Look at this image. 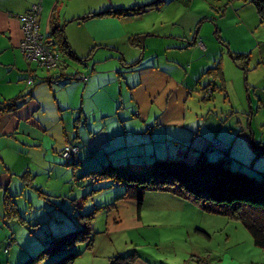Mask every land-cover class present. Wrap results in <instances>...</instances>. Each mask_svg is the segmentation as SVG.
Wrapping results in <instances>:
<instances>
[{"label":"rangeland","instance_id":"1","mask_svg":"<svg viewBox=\"0 0 264 264\" xmlns=\"http://www.w3.org/2000/svg\"><path fill=\"white\" fill-rule=\"evenodd\" d=\"M198 1L204 3L207 0ZM209 1V8L213 14L215 13L214 15L217 14L216 17L222 15L223 12L220 10L226 7L233 6L234 10L237 5L240 6V10L255 7L246 0ZM163 5L161 14H164L166 9L170 8L173 12L176 8L177 12L174 10V13L176 12L180 17L184 11L183 6H176L177 3H170L167 0ZM193 8L195 11L199 10L198 5ZM213 14L204 23L208 25L200 26V22L198 28L203 39L206 32L220 46L215 32V22L211 20ZM202 18L201 16L199 19ZM41 29L45 30L43 27ZM233 29L235 28L230 25L224 33L231 36V32H236L235 34L243 32L242 29ZM83 31L82 28L74 27V25L70 28L73 36ZM231 37L233 39V36ZM203 39L201 40L206 44ZM246 39L248 41L241 44L248 47L246 52L250 55L248 61L250 71L238 64L228 53V49L224 54L218 52V45H216L218 58L215 61L211 60V64L206 66L202 64L198 66L200 62L191 61L190 51H187L188 62L183 60L184 64L178 67L180 73L188 69L192 76L196 75L195 80L198 81L199 89H202V85H210L205 88L206 90H193L192 96L186 102L181 104L177 102L179 106L185 104L186 117L183 118L182 113L179 119L174 120V123L180 127H187L185 129L190 131L202 125L208 114L215 117L219 115L222 125L225 123L227 128L236 130L239 118L251 116L254 108L251 103V98L253 100L255 94L254 86L264 85V23L259 20L258 24L250 30V34L246 35ZM77 41L81 46L86 47L87 41L80 39ZM237 47H241L240 43L233 39L230 49L236 51L234 49ZM90 50L93 52V58L82 64L67 54H61V63L64 66V73L61 75V70H48L35 61L33 69L37 71L33 72L39 79L35 80L36 82L33 80L32 85L28 84V78L20 82L23 86L20 89H23L24 94L35 89L40 90L35 96L43 105L42 112L48 130L44 132V136L34 133V137H25L22 132H19L15 136L0 139V163H3L1 161L3 157L8 161L7 163L17 165L13 178L14 182L22 185L19 196L13 199L18 211L17 218L8 215L6 205L0 214V264H29L30 257L36 256L45 247L49 248L56 237L74 234L80 228L83 232H89L91 229L90 234L93 237L95 231L97 232L96 224L97 227L99 222L104 225L108 214L112 219V213H117L113 211L112 205L109 206L111 199L116 201L118 197L126 193L139 194L143 190L140 187L114 183L111 178L100 179L94 175V171L108 164H119L116 160L110 159L113 153H109L108 158L104 157L103 164L91 168L90 163L104 154L99 152L95 154V157H90L92 152L100 147L98 143L103 144L102 135L105 137L106 133L110 132L107 127L112 129L115 124L125 125L122 119L126 118L128 111L132 112L127 99L131 98L133 92L139 93L142 90L133 88V84H128L135 81L137 78L133 79L136 74L140 73V70L131 72L132 69L140 67L137 65L129 69V65L121 62L124 60L121 58L122 52L116 53L115 50L96 42L90 44L87 51ZM128 55L130 58L131 55L133 58H138L141 51L133 48ZM161 55L164 59L165 52L162 50ZM213 55V53L209 54L210 58ZM1 56L0 66L3 68H9L6 66L8 63L11 66L17 63L16 73L8 75L12 78L23 76L24 72L20 67L23 64L28 66L29 61L22 53L18 58L14 53ZM94 68L96 72L92 71ZM50 75L52 78L47 79ZM181 77L180 74L177 79L182 81ZM90 78L91 83L88 85ZM139 78L141 80V74ZM3 89L4 84L0 85L1 97H3ZM27 97L30 98V95ZM3 100L4 97L0 99V101ZM6 112L11 111L2 110L0 105V117ZM156 113L160 114L161 111L157 109ZM139 114L138 111L131 113L135 118H140ZM263 116L261 113L258 118H264ZM150 122L144 121L143 126L150 129L151 126H148ZM126 124V127L131 128L141 125L136 120H128ZM247 124L251 122L248 121ZM167 127L170 133L172 127ZM68 145L78 146L82 151L74 158L67 160L62 155V149ZM152 157L156 156L148 157L149 160L140 162L139 165L132 164V167H149L156 160L153 158V161ZM188 158L190 157L187 159L184 157L189 164L196 161ZM185 211L181 224H171L165 220L160 225L159 231H154L156 238L146 246L139 244L136 248L137 252L141 254L145 251L154 264H186L187 260L192 264L204 263V261L206 264H264V249L255 245L252 235L242 221L206 212L201 208L197 209L196 213L188 209ZM174 228H181L182 232L176 234V231L171 230ZM149 229L144 228L145 231ZM183 235L186 239L181 241ZM114 239L115 242H119L124 239V236L116 235ZM154 241L158 244V248ZM63 250L59 258L68 252L76 251L81 254L73 264H93V251L88 249L84 242H78ZM57 253L46 254L44 260H40L38 264H52ZM186 255H188L187 260ZM98 262L97 259L96 263Z\"/></svg>","mask_w":264,"mask_h":264},{"label":"crops","instance_id":"2","mask_svg":"<svg viewBox=\"0 0 264 264\" xmlns=\"http://www.w3.org/2000/svg\"><path fill=\"white\" fill-rule=\"evenodd\" d=\"M65 1L0 0V59L2 58L1 55L4 56L8 53H14L17 58L21 57L20 42L23 39V22L19 17L28 13L34 4L39 3L42 6L38 17L41 33L47 37L53 34L57 26L63 28L66 38L81 64L93 58L92 50H87L91 43L96 42L101 46H107L115 50L116 53L122 52L123 56L121 55V58H124V60L121 62L129 65V69L137 65L140 67L132 69L131 72L140 70V73L136 74L133 79L137 78L135 81L128 82V84H133V88L142 91L139 93L133 92L131 98L127 99L132 107L130 110L132 112L138 111L140 118H135L134 115H131L132 112L128 111L122 122L127 125L128 120H136L141 125L132 128L128 126V128L125 125L115 124L112 129L118 131H113L107 127L110 132L106 133L105 137L102 135L104 138L103 144L98 143L100 147L94 150L90 157H95V154L99 152H104V154L97 157V161L90 163L91 168L103 164L104 157L108 158L109 153H113L110 155L111 160L129 166H132V164L139 165L140 162L149 160L147 158L154 155L156 157H152V160L153 158L184 157L197 160L202 154L204 159L207 158L211 161H216L225 156L229 157L228 163L232 168L245 170L255 175L260 174L264 169V155L256 154L252 143L264 144V118H258L261 113L264 115V85L254 86L255 94L253 100L251 98L252 108L253 106L254 108L251 116L239 118L238 129L236 130L227 128L225 123L222 125L219 115L215 117V115L208 114L202 125L190 131L185 129L187 127H180L174 123V120L179 119L182 113L183 118L186 117L185 104L179 106L177 102L178 104L186 102L192 96L193 90H206L205 88L210 85H202V89H199L198 81L195 80L196 75L192 76L188 69L180 73V65L184 64L183 60L187 61L188 59L186 56L187 51H190L191 61L200 62L198 66L199 64L206 66L211 64V60L215 61L218 58V52L224 54L225 50L227 52L228 49V53L234 57V60L249 70L250 55L246 52L248 47H244L241 43L248 41L246 35L250 34V30L260 20L255 7H247L243 10H240L239 5L236 6L235 10L233 6L226 7L220 10L223 14L216 17L217 14L214 15L215 13L213 14L209 8V0L204 3H200L198 0H167L170 3H177L176 6L181 5L184 7V11L179 17L176 8H174L175 13L174 10L172 12L169 8L165 10L164 14H161V9L166 0H161L160 3H156L158 0ZM196 5L199 6L197 11L193 8ZM112 9H133L136 11H132L126 16L101 15ZM211 14H213L211 20L215 22V32L220 41V46L206 32L203 39L200 28H198L200 22V26L208 25L204 23L207 22ZM87 16L90 17L87 18ZM201 16L203 18L199 19ZM142 22L144 24H141ZM72 25L82 28L84 31L77 36H73L70 32ZM230 25L235 28L233 30H236V28L243 30V32L237 34L231 32L233 39L239 41L241 46L234 49L236 51L230 49V45L233 44L232 37L224 33ZM42 27L46 31H43ZM79 39L87 41L86 47L79 44L77 41ZM201 39L205 40L206 44ZM90 40L91 42H89ZM216 45L219 46L218 52L216 51ZM133 48L139 52L141 51L140 57L133 58L132 55L131 58L129 57L128 54L131 53ZM161 50L165 52L164 59L161 58ZM211 53L214 55L210 58L209 54ZM26 60L28 59L26 58ZM243 60L245 63L242 62ZM28 61V66L23 64L20 67L24 72L20 78H12L8 75L9 73H16V62L14 66L8 63L6 66L9 68L0 66V85L4 84L2 90L4 100L0 101L1 107L4 105L3 103L17 96L30 95V98L25 96L19 101V107L1 115L0 139L15 136L19 132H22L25 137H34V133L44 136V132L48 130L44 122L43 105L40 99L35 96L40 90H32V88L30 89L32 91L24 94L23 89H20L23 87L20 84L21 81L24 82L27 78L28 81L32 78L36 82L39 79L33 72L37 71V69H33L34 61ZM61 62L56 68V71L61 70L60 75L64 73V66ZM92 71L96 72L95 68ZM140 74L141 80L139 78ZM180 74L182 75V81L177 79ZM50 77L52 75L48 76L47 79ZM91 78L87 83L88 85L91 83ZM168 89L169 91H167ZM19 90L21 91L17 94ZM3 97L0 96V99ZM157 109L161 111L160 114L156 113ZM144 121H151L148 125L151 126L150 129L143 126ZM248 121L251 124L248 125ZM167 126L172 127L170 133ZM213 142H218L221 147H215ZM80 151L82 150L79 148ZM1 161L3 163H0V209L2 208L0 214L10 199L13 200L15 196H19L22 188V185H19L21 183L14 182L13 178L17 171V165L7 163L8 161L3 157H1ZM140 197L142 198V204H140ZM118 198L116 201L111 199L109 204V206H113V211L117 213H112V219L109 218L110 214H108L104 225L99 222V227H97V224L95 226L97 232L95 231L91 247L94 257L93 264H97V259L98 264H112L116 258L131 254H136L133 264H154L145 251L141 254L137 252V246L139 244L141 246L150 244L156 238L154 231H159L160 225L165 220H168L171 224H181L185 216V209L195 213L197 209H200L196 204L164 190H141L139 194ZM145 227L150 229L145 231ZM171 230L176 231L177 234L180 233L181 228ZM116 235H122L124 239L115 242ZM185 239L186 236L183 235L181 241ZM155 244L158 248V244L156 242ZM187 257L188 255L185 259Z\"/></svg>","mask_w":264,"mask_h":264},{"label":"trees","instance_id":"3","mask_svg":"<svg viewBox=\"0 0 264 264\" xmlns=\"http://www.w3.org/2000/svg\"><path fill=\"white\" fill-rule=\"evenodd\" d=\"M247 1L255 6L260 21L264 23V0ZM160 2L161 0H158L156 3ZM132 11L136 10L112 9L101 15L126 16ZM45 41L51 43L50 49L58 52L61 58V54H67L79 60L72 50L63 28L57 26L52 35L45 37ZM23 55L28 60L36 61L38 65L42 66L38 60H31L25 54ZM25 96H18L3 103L1 109L6 111L16 109L19 107V101ZM252 147L256 154L264 155V144L253 142ZM228 161L229 157L226 156L211 161L207 158L204 159L200 154L199 159L192 164L186 162L184 158H158L149 167L135 168L127 164L111 163L93 173L100 179L111 178L114 183H122L128 187L169 191L196 204L206 212L240 220L252 235L255 244L264 249V169L259 175H255L245 170L232 168ZM127 196L128 193L118 199ZM140 204H142L141 197ZM6 211L10 217L17 218L18 211L13 200L10 199L6 204ZM92 217L93 215L90 216V219ZM86 227L88 228V226ZM82 230L80 228L74 234L56 237L49 248L45 247L36 256H31L29 264H38L40 260H44L46 254L57 252L60 253L56 254V261L53 260L52 264L75 263L81 252L79 254L76 251H71L60 258L59 256L63 253L61 252L64 251L63 249L78 242L86 243L88 249H91L94 237L90 234L91 229L89 232ZM135 258L136 254L118 257L112 264H133ZM190 263L192 264V262L186 261V264ZM198 264L206 263L204 261V263Z\"/></svg>","mask_w":264,"mask_h":264},{"label":"built area","instance_id":"4","mask_svg":"<svg viewBox=\"0 0 264 264\" xmlns=\"http://www.w3.org/2000/svg\"><path fill=\"white\" fill-rule=\"evenodd\" d=\"M42 6L34 4L30 11L19 18L23 22L22 32L23 39L20 42V49L29 59L38 60L42 66L48 69H56L59 66L61 57L56 51L50 49L51 43L45 41L44 34L40 31L38 24V17L41 13ZM28 84H33V79L28 80ZM215 147L220 148L218 142L214 143ZM79 152V147L75 145H68L62 152L65 159L70 160L74 158Z\"/></svg>","mask_w":264,"mask_h":264},{"label":"clouds","instance_id":"5","mask_svg":"<svg viewBox=\"0 0 264 264\" xmlns=\"http://www.w3.org/2000/svg\"><path fill=\"white\" fill-rule=\"evenodd\" d=\"M79 153V152H78Z\"/></svg>","mask_w":264,"mask_h":264}]
</instances>
